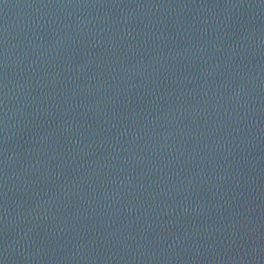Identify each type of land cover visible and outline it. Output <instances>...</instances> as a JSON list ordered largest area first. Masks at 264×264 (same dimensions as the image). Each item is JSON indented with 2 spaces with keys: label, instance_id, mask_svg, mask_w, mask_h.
Wrapping results in <instances>:
<instances>
[{
  "label": "water",
  "instance_id": "water-1",
  "mask_svg": "<svg viewBox=\"0 0 264 264\" xmlns=\"http://www.w3.org/2000/svg\"><path fill=\"white\" fill-rule=\"evenodd\" d=\"M0 264H264V0H0Z\"/></svg>",
  "mask_w": 264,
  "mask_h": 264
}]
</instances>
